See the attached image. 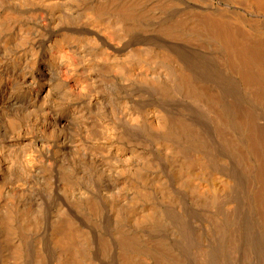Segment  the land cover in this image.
<instances>
[{
    "label": "bare ground",
    "instance_id": "1",
    "mask_svg": "<svg viewBox=\"0 0 264 264\" xmlns=\"http://www.w3.org/2000/svg\"><path fill=\"white\" fill-rule=\"evenodd\" d=\"M218 1L0 0V264H264V0Z\"/></svg>",
    "mask_w": 264,
    "mask_h": 264
},
{
    "label": "rangeland",
    "instance_id": "2",
    "mask_svg": "<svg viewBox=\"0 0 264 264\" xmlns=\"http://www.w3.org/2000/svg\"><path fill=\"white\" fill-rule=\"evenodd\" d=\"M216 1L219 2L218 0H216ZM225 4H226V3H225ZM262 20H263V19H262ZM259 25H260L261 29H262V28L264 29V21L260 22ZM262 26H263V27H262ZM255 246H256V249H257V250L259 249V247H260V249H261V246H259V245H253V247H252L253 250L255 249ZM244 247H246V245H244L243 248H244ZM241 249H242V247H241Z\"/></svg>",
    "mask_w": 264,
    "mask_h": 264
}]
</instances>
